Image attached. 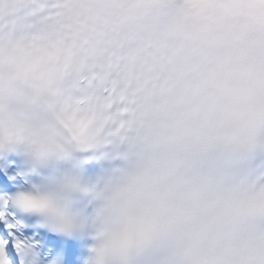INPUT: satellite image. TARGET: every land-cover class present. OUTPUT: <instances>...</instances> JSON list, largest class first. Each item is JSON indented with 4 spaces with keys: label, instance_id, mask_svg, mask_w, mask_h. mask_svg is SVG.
Returning a JSON list of instances; mask_svg holds the SVG:
<instances>
[{
    "label": "clouds",
    "instance_id": "obj_1",
    "mask_svg": "<svg viewBox=\"0 0 264 264\" xmlns=\"http://www.w3.org/2000/svg\"><path fill=\"white\" fill-rule=\"evenodd\" d=\"M0 20V166L36 228L78 264H264V0H0Z\"/></svg>",
    "mask_w": 264,
    "mask_h": 264
},
{
    "label": "snow or ice",
    "instance_id": "obj_2",
    "mask_svg": "<svg viewBox=\"0 0 264 264\" xmlns=\"http://www.w3.org/2000/svg\"><path fill=\"white\" fill-rule=\"evenodd\" d=\"M24 4L25 0H19ZM16 22H13V27ZM0 27L7 28L5 21L0 20ZM93 82L87 77L75 81L74 86L78 88H91ZM125 131L123 125L114 127L111 136L120 137ZM98 144L92 145L97 147ZM27 178L19 172L17 166L5 164L0 166V264H21L18 246L32 245L39 247L41 255L52 260L54 257L63 258L72 254L78 243L73 239L49 235L41 231L33 224L31 217L19 211L20 208L37 207L32 201L22 199L18 194L20 189L26 185Z\"/></svg>",
    "mask_w": 264,
    "mask_h": 264
}]
</instances>
